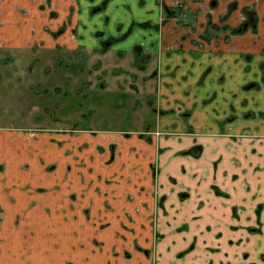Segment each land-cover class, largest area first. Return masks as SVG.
I'll use <instances>...</instances> for the list:
<instances>
[{"label":"crops","instance_id":"0c3cea01","mask_svg":"<svg viewBox=\"0 0 264 264\" xmlns=\"http://www.w3.org/2000/svg\"><path fill=\"white\" fill-rule=\"evenodd\" d=\"M43 5L49 11H44ZM103 5L104 10L98 12L105 25L99 28L92 24L94 9ZM132 6L128 0H0V68L5 71L0 73V89L9 90L12 77L8 64L16 51L24 56L20 59H25L26 66L33 64L31 75L35 76L40 68L29 59V50L34 56L40 50L95 51L107 40H115L109 52L122 54L142 46L143 54L151 60L156 57L154 66L151 64L147 70H157L154 82L159 100L163 110L172 113L157 116L151 142L135 137L127 141L128 146L139 148L132 153L142 150V162L155 169L154 175L145 174L142 181L151 195L140 196L133 186L131 192L126 190L133 195L128 206L133 212L139 207L140 214H156L160 239L151 255H135L133 262L122 264L138 260L141 264H150L151 260L155 264H264V0H134L136 14ZM177 6L192 15V25H180L175 17L163 14L164 8ZM250 12L257 19V31L232 35L222 30L216 37L208 33L209 23L217 28H236ZM113 16L112 35L108 28ZM63 26L65 33L53 37L52 33ZM120 46L123 48L115 49ZM22 85L26 92H32L28 85ZM9 113L0 117V171H5L7 186L19 181L20 173L28 169L27 183L51 191L56 179L43 171L39 158L59 168L67 160L59 158L58 142L74 157L76 146L69 147V141L76 145L77 135L89 137V130L40 133L29 138L23 152H19L18 141L27 135L2 125L8 122ZM52 138L53 143L49 141ZM88 140L92 142L90 137ZM48 141L50 157L43 152ZM33 150L40 154L37 161L29 156ZM124 154L129 163L117 160L124 162L123 171L133 173L134 184L140 178V172L136 177V164L140 162L133 165L131 152ZM73 159H69L71 172L77 176ZM87 166L86 176L94 182L111 178V169H98L99 164L92 162ZM98 173L102 176L95 179ZM118 181L122 182L120 188L128 187L127 181ZM7 186L0 185V205L4 208L10 203ZM54 198L50 201L48 195H43L41 213L61 211L63 197L59 194ZM139 200L148 203L149 210ZM30 202L31 198L28 206ZM74 230L75 226H59L53 220L27 229L25 236L19 231L12 236V248L8 242L6 262L93 264L88 253L77 250ZM51 231H56V236ZM60 231L77 255L62 247ZM54 238L59 241L57 256L44 248V242ZM141 245L152 247L151 242L143 241Z\"/></svg>","mask_w":264,"mask_h":264},{"label":"rangeland","instance_id":"374dc122","mask_svg":"<svg viewBox=\"0 0 264 264\" xmlns=\"http://www.w3.org/2000/svg\"><path fill=\"white\" fill-rule=\"evenodd\" d=\"M128 2L133 5L132 12L136 14L134 0H128ZM42 8L44 11L48 10V6L43 5ZM54 14H58V12H54ZM173 16L178 19L177 22L180 25H192L190 21L192 15L186 14L183 8H176L171 17ZM253 16L254 14L250 12L248 20H251ZM102 18L99 13H95L92 24L101 28L105 25ZM114 19L115 16H113L108 28L112 35L115 33ZM248 20L236 28L224 26L227 28L225 30H228L232 35H237L243 31L242 29L249 22ZM256 21L257 19H255V23ZM254 25L249 22V30L254 31ZM212 26L216 25L209 23L207 27L208 33L212 36L216 37L219 33L224 32V30L221 32V28L218 31L211 29ZM224 27L222 28L224 29ZM64 28L66 30L65 26ZM54 33H52L53 37ZM120 48L123 47L120 46L115 49ZM29 52V59L33 60L34 65L39 64L41 73H38L40 74L49 73L48 70L52 68L53 59L55 61L61 60L63 65L55 70L58 73L55 75V79L44 80L45 77L39 79L31 77L33 64L26 66L25 59H20V56L23 55L17 51L14 54L13 62L8 64L12 80L8 81L10 84L8 92L3 89L4 87L0 89V117L5 115V112L10 111L8 114L10 118L6 119L8 122L2 123V125L17 129L19 132L22 131L21 135H27L22 136L18 141L20 144H17V151L23 152L27 140L35 138L40 133L70 134L76 129L78 131L87 129L92 142H89V137L80 135H77L76 145L69 141V147L75 148L76 146L77 155L74 157L71 155L73 152L63 149L62 143L58 142L57 148H60L61 152L59 158H62L63 162L67 160L59 168L54 163L46 164L42 158H39L40 154L36 150L30 153L31 159L37 161L39 158L43 164V171L56 179L55 187L51 191L36 187L37 184L27 183L29 177L26 172L28 169L25 170L26 172L20 173L19 181L8 185L9 187L6 177L3 176L5 171H0V185L9 188L6 196L10 197L8 207L4 208L0 205V264H8L4 254L8 250V242L10 248L13 247L14 238L12 236L18 235L19 231H21L22 236H25L27 229L33 230L35 226H44L45 223L53 220L57 221L59 226H75L77 250L88 253L93 264L105 262L111 264L112 261H115V264H122L125 261L131 262V258L133 259L135 255H151L154 244L160 239L156 225V214L150 215L151 213H149V216L140 214L137 210L139 207L135 208V212H133V208L128 206V203L131 202L130 197L133 195L126 193V190L130 191L134 186L135 191L140 196L147 195L149 197L151 194L142 181L145 174L151 177V174L154 175L155 173V169L142 162L143 159L140 156L142 150L134 154L132 151H137L139 148L127 145V141L132 137H135L137 141L150 142L148 133L152 129L151 125L156 122V119L158 121L155 113H152V109L148 108V105L146 106L145 101V98L150 94V89H152V97L148 102L154 100L155 106L153 108L155 109L160 106V93L157 94L156 81L154 88L143 85V82L141 84L140 81H137L138 85L133 81L134 78L142 80L150 73L148 70L145 73L139 72L138 64L142 60L144 62V55L136 56L134 60L133 54L130 52L121 54L118 51L109 52L108 50L95 53L82 49L72 52L62 51L61 53L40 50L35 56L33 51L29 50ZM47 55H52L53 58L52 56L48 58ZM155 61L156 57L151 64ZM81 63L84 65L82 70L78 66ZM152 66L154 65L152 64ZM4 72L0 68V73L5 74ZM25 79L39 81L40 86L38 89H34L36 85H33L32 92H26L22 86ZM139 86H141V93L136 92L139 90ZM136 93L140 95L138 96ZM35 96L37 99L34 98ZM80 133L78 132V134ZM49 141L53 143L55 140L52 138ZM49 141L44 145L45 151L43 152L49 154L50 157ZM129 151L132 155L129 156L132 158L131 163L134 165L136 162H140V165L136 164L138 165L136 177L140 172V178H137L134 184H132L133 173H129L128 170L123 171L124 162L117 160L124 159L129 163V160L125 158L127 154H124ZM70 158H74L72 161L77 166V176L71 172L73 168L70 166ZM87 162L99 164L100 167H96L98 169L103 167L105 170L111 169L109 174L111 178L105 179L103 182H94V179L86 176L89 170ZM131 163L126 166L127 169ZM0 170L3 169L0 168ZM101 176L98 173L94 174L93 177L96 179ZM119 179L127 181L128 187L120 188L122 182H119ZM59 194L65 201L61 211H55V214L51 211H47V214L41 213L40 203L42 205L43 199L41 198L43 195H48L50 201H53L54 197L59 196ZM29 198H31V202L28 206ZM141 204L143 208L149 210L148 203L141 201ZM48 230H50L49 227H47ZM55 232L54 236L57 233ZM59 235L62 247L70 249L77 255L72 249L73 245L64 242V232L60 231ZM143 241L147 244L151 242L152 247H143L141 245ZM58 242L56 238L52 242L45 241L44 248L49 252L53 250L54 256H57L58 249L56 246H58ZM83 262L87 261L84 260ZM137 262L134 264H141L139 260ZM150 264H155V261L151 260Z\"/></svg>","mask_w":264,"mask_h":264},{"label":"flooded vegetation","instance_id":"af4514ba","mask_svg":"<svg viewBox=\"0 0 264 264\" xmlns=\"http://www.w3.org/2000/svg\"><path fill=\"white\" fill-rule=\"evenodd\" d=\"M106 3V2H105ZM176 8H182V6H177ZM175 8V9H176ZM175 9H170V8H164V10H163V14H165V16H172V13H173V11L175 10ZM99 10H104V5L103 6H99V7H97V8H95L94 9V11H96L95 13H99L98 11ZM95 13H94V15H95ZM174 17V16H173ZM249 18V17H248ZM108 19V18H107ZM178 20V19H177ZM248 19H246V21H247ZM249 22H251V24H255L254 26H255V30L254 31H257V21H256V23H255V18L253 17V18H251V20H248ZM106 22V21H105ZM249 22L248 23H246L245 24V26H244V29H242L243 31H240L241 33H244L245 31H248L249 30ZM254 28V27H253ZM65 30V28H64V26L63 27H61L56 33H54L53 35H54V37L55 38H57V37H59V36H61V35H63L64 34V31ZM253 31V30H252ZM253 31V32H254ZM74 33H76V31L74 30ZM98 35H102L101 33H98ZM114 41L115 40H107L105 43H103L102 44V47H101V49L100 50H95V51H88V52H90V53H95V52H99V51H103V50H110L111 49V47H112V45H113V43H114ZM58 50V49H57ZM60 50V49H59ZM58 52H60V51H58ZM61 53V52H60ZM130 53H132L133 55V58H134V60L136 59V56H139V55H144V62H142L141 61V63L140 64H138V67H139V72H142V73H145L146 71H147V69L149 68V66L151 65V62L153 61V59L151 60V58H150V56H148L147 54H143L142 53V46H137L133 51H131ZM50 56H52V55H47V57L48 58H50ZM59 56H60V54H59ZM52 58H53V56H52ZM50 60V59H49ZM58 61V62H57ZM57 61H55L54 59L52 60V68L50 69V70H48V74H46L45 75V73L44 74H40V73H37L35 76H33V75H31V77L33 76V78H37V79H39V78H44V80L45 79H51V78H53V79H55V75L56 74H58V73H56V71L55 70H58V68L60 67V66H62L63 64L61 63V60H57ZM137 61V60H136ZM57 62V63H56ZM135 63H137V62H135ZM54 64H55V67H54ZM78 66L81 68V70L83 69V67H84V65H83V63H81V64H78ZM137 66V64L135 65V67ZM66 67V66H65ZM143 68H146V70H143ZM54 69V70H53ZM77 70V69H76ZM122 71V70H121ZM156 69L155 70H153L152 69V71H150V73H148V75L144 78V79H142V80H138V78H134V82L136 83V84H138L139 85V83L137 82V81H140V83L142 84V82H143V85H148V86H150V88H154L155 86H154V77H155V74H156ZM9 75H11L10 73H8ZM39 74H40V76H39ZM135 76V75H134ZM11 77H12V75H11ZM48 77V78H47ZM136 77V76H135ZM27 79H29V78H27ZM27 79H25L24 80V84L25 85H28V87H30L31 89H33V85L35 86L34 87V89H38V87L40 86L38 83H39V81H34V80H27ZM44 82V81H43ZM23 86V85H22ZM142 86V85H141ZM141 86H139V90H137L136 92H138V93H141ZM25 88V87H24ZM156 89V88H155ZM157 89H158V86H157ZM138 93H136L138 96L140 95V94H138ZM149 95H148V97L147 98H145V101H146V106L148 105L149 107L148 108H151L152 109V113H155V115H156V117L157 116H160V115H162V116H164V115H168V114H171L172 113V111L170 110V111H164L163 109H164V107H163V105H162V103L160 104V106L157 108V109H155V108H153L154 106H155V102H154V100L153 101H151V102H148L150 99H151V97H152V93H153V90L152 89H150V91H149ZM119 96H121V95H119ZM141 97V96H140ZM35 99H37L36 98V96L34 97ZM140 100H141V98H140ZM138 103V102H137ZM184 113H183V117H184ZM153 117H154V115H153ZM155 117V118H156ZM76 124H77V122H76ZM151 127H152V129L149 131V133H148V135L150 136L149 138H150V142H151V136H152V133H154V131L156 130V127H157V119H156V122L155 123H153V125H151ZM140 132V131H139ZM147 143H149V142H147ZM259 220V219H258ZM260 221V220H259Z\"/></svg>","mask_w":264,"mask_h":264},{"label":"trees","instance_id":"16d2710c","mask_svg":"<svg viewBox=\"0 0 264 264\" xmlns=\"http://www.w3.org/2000/svg\"><path fill=\"white\" fill-rule=\"evenodd\" d=\"M212 28H213L214 30H217V31L220 30L219 28H217V26H212L211 29H212ZM225 29H227V28H226V27H224V29L221 28V30H225ZM238 32H239V31H238Z\"/></svg>","mask_w":264,"mask_h":264}]
</instances>
